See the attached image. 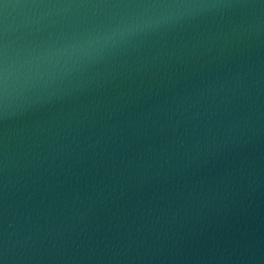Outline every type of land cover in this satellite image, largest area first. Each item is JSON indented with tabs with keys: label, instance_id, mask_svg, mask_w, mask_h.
<instances>
[{
	"label": "water",
	"instance_id": "water-1",
	"mask_svg": "<svg viewBox=\"0 0 264 264\" xmlns=\"http://www.w3.org/2000/svg\"><path fill=\"white\" fill-rule=\"evenodd\" d=\"M0 264H264V0H0Z\"/></svg>",
	"mask_w": 264,
	"mask_h": 264
}]
</instances>
